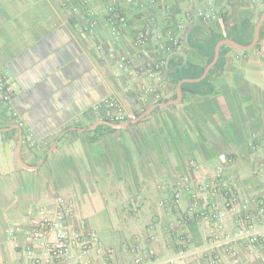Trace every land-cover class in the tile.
Segmentation results:
<instances>
[{"label": "crops", "instance_id": "obj_1", "mask_svg": "<svg viewBox=\"0 0 264 264\" xmlns=\"http://www.w3.org/2000/svg\"><path fill=\"white\" fill-rule=\"evenodd\" d=\"M65 1L0 0V70L12 78L17 115L0 105V248L6 262L13 257L9 229L56 195L69 199L88 226L90 218L103 223L113 197L128 201L129 217L145 215L143 235L132 238L143 241L155 227L161 256L180 248L165 232L172 215L158 207L162 187L193 174L192 163L199 175L223 166L244 195L264 198V23L252 46L264 0H213L217 17L210 23L186 14L206 0L194 6L140 0L124 6L129 25L118 38L109 29L106 0H92V30ZM142 13H154L161 27L172 16L183 45L166 56L158 101L140 96L146 82L131 71L157 53L156 33L144 48L134 46ZM124 58L128 70L120 69ZM108 99L137 122L116 127L105 119V108L97 115L95 107ZM227 225L235 229L231 217ZM188 232L195 245L204 242L196 224ZM121 250L116 264L124 256L130 263Z\"/></svg>", "mask_w": 264, "mask_h": 264}, {"label": "built area", "instance_id": "obj_2", "mask_svg": "<svg viewBox=\"0 0 264 264\" xmlns=\"http://www.w3.org/2000/svg\"><path fill=\"white\" fill-rule=\"evenodd\" d=\"M106 17L111 34L120 37L129 25L124 6H133L140 0H106ZM194 6L198 0H185ZM92 0H66L64 6L76 14H82L87 29L96 26ZM198 4V3H197ZM168 10L175 8L165 5ZM172 12V13H174ZM188 18L195 16L203 23L217 17L213 0H206L202 7L187 11ZM176 15L175 13L173 14ZM175 19L168 16L161 27L154 13H142L140 30L134 46L144 48L153 34H157V53L131 71L146 82L141 97L153 94L165 83L166 56L183 45L174 32ZM128 70L126 59L119 64ZM15 88L12 78L0 70V105L16 117L12 108ZM105 108V119L120 127L137 122V116L122 113L114 99L97 105L95 113L100 115ZM191 175L175 176L162 188L165 197L158 207L169 211L172 217L165 232L174 237L179 250L161 256L154 245L158 241L155 227L141 241L133 239L124 244L122 252L131 255L129 264H264V198L256 193L244 195L227 169L220 166L213 173L199 175L197 164L192 163ZM190 203L184 205L185 198ZM231 217L235 229L228 231L227 219ZM196 224L205 233L204 242L195 245L188 227ZM9 244L13 249L10 262L2 264H116L119 250L103 244L97 232L79 217L72 202L63 195H56L43 204L30 209L27 219L8 231Z\"/></svg>", "mask_w": 264, "mask_h": 264}, {"label": "rangeland", "instance_id": "obj_3", "mask_svg": "<svg viewBox=\"0 0 264 264\" xmlns=\"http://www.w3.org/2000/svg\"><path fill=\"white\" fill-rule=\"evenodd\" d=\"M113 202L111 206L108 205L107 209L102 212L103 223L96 218H90L89 226L97 232L104 245L120 251L124 244H132L134 239L132 236L141 237L143 235L145 215L142 217H129L128 201L121 203L118 198L113 197ZM2 237L3 234L0 235V238ZM1 250L0 248V264L5 263L7 259V252ZM120 260L121 264L129 263V259L125 256L121 257Z\"/></svg>", "mask_w": 264, "mask_h": 264}, {"label": "water", "instance_id": "obj_4", "mask_svg": "<svg viewBox=\"0 0 264 264\" xmlns=\"http://www.w3.org/2000/svg\"><path fill=\"white\" fill-rule=\"evenodd\" d=\"M263 23H264V15H263V17H262V20H261V22L259 23V25H258V28H257V31H256V34H255V37H254V42H253V47L258 43V41H259V34H260V29H261V26L263 25ZM234 45H236V44H234ZM210 69H211V67H209L208 69H207V71H206V73H205V75H204V77L203 78H205L206 77V75L208 74V72L210 71ZM181 94H182V91H181V88H179V90H178V97H179V99L181 98ZM177 101H175V102H173V103H176ZM165 105H168V104H165Z\"/></svg>", "mask_w": 264, "mask_h": 264}]
</instances>
